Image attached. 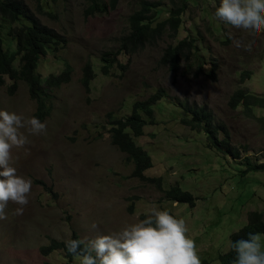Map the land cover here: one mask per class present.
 Returning <instances> with one entry per match:
<instances>
[{"label":"rangeland","instance_id":"obj_1","mask_svg":"<svg viewBox=\"0 0 264 264\" xmlns=\"http://www.w3.org/2000/svg\"><path fill=\"white\" fill-rule=\"evenodd\" d=\"M19 1L68 40L64 49H48L37 72L43 79L61 74L66 66L72 72L69 82L48 92L51 112L41 121L46 133L32 135L27 128L19 129L28 142L12 149L10 163L19 175L31 179L32 188L23 214L16 215L18 205L9 202L6 219L0 220V264H65L61 252L44 256L40 248L53 239L66 242L73 232L85 241L94 239L143 218L153 206L185 220L202 264H221L219 257L230 250L231 235L247 225L249 213L264 214V171L243 176L246 167L239 164L248 157L253 164L264 165V106L250 113L229 105L239 88L264 99V32L250 34L217 18L221 0H190L177 36L172 39L164 33L157 44L148 43L132 57L120 56L125 68L114 66L105 75L99 59L119 49L128 19L142 1L163 10L153 18L157 24L169 16L171 0H118L110 13L93 16H87L90 0ZM22 24L29 25L24 19L11 25L0 16L9 52L15 45L8 30ZM191 38L204 61L202 73L192 70L187 60L179 72L160 63L169 45ZM238 40L242 47L236 46ZM87 63L96 71L89 90L82 83ZM247 73L250 77L242 83ZM13 83L5 78L0 87V110L25 119L36 116L38 104L27 84L21 81L12 91ZM159 89L165 90L166 98L154 106L153 124L151 120L144 135L134 140L152 157L153 167L145 175L160 177L164 189L179 184L194 195L196 207L166 200L159 187L131 178L133 164L111 142V117L127 118L135 103L149 100ZM185 102L213 113L240 149L241 160L217 151L205 132L182 123L189 115L178 104ZM219 137L224 138L223 133ZM260 235L264 247V234ZM81 261L77 258L73 264Z\"/></svg>","mask_w":264,"mask_h":264},{"label":"trees","instance_id":"obj_2","mask_svg":"<svg viewBox=\"0 0 264 264\" xmlns=\"http://www.w3.org/2000/svg\"><path fill=\"white\" fill-rule=\"evenodd\" d=\"M190 0H171L170 13L164 20L154 23V17L160 16L163 10H159L156 5L149 1H142L140 8L136 10L128 19L129 29L126 34L120 38L119 49L116 52L104 53L99 61L104 66L102 71L105 75L109 74L110 68L120 66L125 68L119 61L120 56L132 57L138 53V50L150 45L157 44L162 40L164 33L169 34L173 39L178 35L184 21L183 16L190 6ZM118 0H111L108 4L102 0H90V6L87 16L96 14H108L110 9H115ZM0 16L11 25L17 24L24 19L29 25L11 26L8 30V36L15 45V51L9 52L4 47L3 31L0 25V87L4 86L5 78H9L14 83L11 85L12 91L18 89L19 82H25L29 88L30 96L38 104L36 117L42 121L46 115L51 112V107L47 104L49 97L48 92L51 89L59 88L64 83L69 82V75L72 72L70 66H66L59 75H50L43 79L37 74L39 62L42 57L48 55V49L53 48L56 52L64 49L68 40L64 38L53 28L44 25L41 20L31 13L26 5L19 0H0ZM158 19V18H157ZM197 41L194 38L183 39L176 46L169 45L163 52L160 63L170 71L179 72L183 63L187 60L192 70L198 69L202 73L204 61L201 60L198 53ZM18 63V67L15 64ZM215 66L212 67L214 72ZM84 76L82 83L89 90V85L95 77V69L91 63H87L84 67ZM213 74V73H212ZM212 76V75H211ZM250 77L246 74L242 79V83ZM166 98L164 89H159L155 95L150 96L149 100L137 102L133 105V110L127 118L111 117L110 135L112 144L122 153L126 154L128 163L133 164L134 169L131 178H137L144 183L153 184L165 192V199L175 203H189L196 207L197 202L194 195L185 191L179 184L171 189H164L163 181L159 178H151L145 175L146 170L153 167L151 155L141 146H138L134 137H142L144 128L154 119V106L162 99ZM229 105L233 109L244 107L246 111L252 113L253 108L264 106V99L248 92L246 88L237 89L231 96ZM178 106L189 116L182 119V123L189 127L192 131L205 132L208 136L210 146L224 155L234 158V161L242 159L241 151L233 145L230 137L225 129L216 123V118L207 107H197L188 102L179 103ZM223 133L224 138H220ZM245 171L243 176H247L252 172L264 171V165L253 164L247 157L245 163ZM41 183L42 182H38ZM129 212H134L133 205L129 208ZM144 218V216H143ZM249 232L264 234V214L262 212L253 211L248 215V222L242 229L231 235L230 250L221 255L219 260L221 264H234L236 253L232 249L235 241L244 237L247 238ZM69 239H81L79 234L73 232ZM84 246L71 253L67 250L65 241L51 240L49 245L42 246L40 252L44 256L52 253L61 252L65 255V264H73L77 258H83ZM95 253H93V256Z\"/></svg>","mask_w":264,"mask_h":264},{"label":"clouds","instance_id":"obj_3","mask_svg":"<svg viewBox=\"0 0 264 264\" xmlns=\"http://www.w3.org/2000/svg\"><path fill=\"white\" fill-rule=\"evenodd\" d=\"M215 16L250 34L264 32V0H221ZM235 43L243 46L242 41ZM20 128H27L32 135L46 133V124L36 116L25 119L15 112L0 110V220L6 219L9 202L18 205L16 215H22L29 203L32 181L19 175L10 163L12 149L28 142ZM91 227L95 229L97 225ZM65 243L71 253L84 246L81 264H202L185 220L155 206L144 218L137 217L118 230L88 241L69 239ZM232 249L236 253L234 264H264L259 233L249 232L247 238L235 241Z\"/></svg>","mask_w":264,"mask_h":264}]
</instances>
